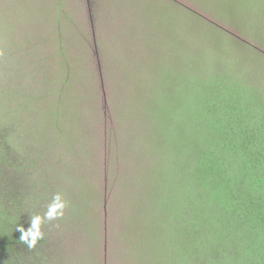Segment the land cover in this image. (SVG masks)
<instances>
[{
  "label": "rangeland",
  "instance_id": "rangeland-1",
  "mask_svg": "<svg viewBox=\"0 0 264 264\" xmlns=\"http://www.w3.org/2000/svg\"><path fill=\"white\" fill-rule=\"evenodd\" d=\"M224 101L264 127V0H0L1 231L66 203L21 264H249L235 231L191 226L222 208L190 171L191 111ZM221 144L243 192L249 154Z\"/></svg>",
  "mask_w": 264,
  "mask_h": 264
},
{
  "label": "trees",
  "instance_id": "trees-1",
  "mask_svg": "<svg viewBox=\"0 0 264 264\" xmlns=\"http://www.w3.org/2000/svg\"><path fill=\"white\" fill-rule=\"evenodd\" d=\"M223 103L224 104L220 105L223 116H219L216 109L201 115H195V113L191 111V120L189 123L191 122L192 127L197 130L198 135L193 137L195 146L194 153H192V160L194 161L195 168L190 169V171L192 176L195 177V181L198 182L199 180L200 184L210 189L209 194L211 198L215 199L218 204L222 206L219 213L216 215H212L211 211L209 214H206V211H204L203 214L200 212L197 213L191 226L198 232L201 230H214L220 237L232 236L230 231H235L233 235L240 237V241H236V243L239 244L241 242L240 247L236 248V252L243 254V256L246 255V259H249V264H264V149H261V142H263L264 145V127L260 126V129L253 128L251 114L249 116H243L245 113L242 114L241 111L237 110L234 104L231 107L230 102L224 101ZM202 119L210 120L214 124L206 128L200 121ZM238 121H243L248 127H241V125L238 127ZM165 128L166 127L163 128V135L172 132H166V130H164ZM189 128L191 127L182 124V126L179 127L181 132H178V135L181 134L182 131L191 130ZM177 131L176 128L175 134ZM216 137L219 138L222 143L220 148H224L229 144L226 148V152L233 151V146H231V144L236 141V149L240 150L238 155L243 153L249 154L247 157L240 158L247 159L245 166L250 162L254 170V172L246 171L242 173L246 175L244 176L247 186L245 191L241 192L238 190V187L242 185L240 181H233V179L238 177L237 175H231L230 179L227 178V175H218L221 170L219 162H222V159L218 157L212 148L213 140H215ZM198 141H200L199 145ZM239 145H241V148ZM248 149L253 152H250ZM231 159L234 158L229 157L226 160L230 163ZM36 160L38 161V158H36ZM197 184L199 185V183ZM247 192L249 194L245 195ZM244 197H246L248 201L243 204L242 199ZM254 199H259L260 203L254 204ZM45 201L48 207L49 201L47 199ZM47 207H45L46 211L48 209ZM31 208L32 206L29 205V209ZM35 210L36 208L30 215H32ZM1 214L4 213H0V264H2V258L7 252L11 255L8 257L11 261L21 264L23 250L31 255V252L36 250L35 247L39 246L41 240L38 241L34 248L28 251L29 248H26L27 245L20 241L21 233L19 231L15 238H11L9 235L4 234L7 231H1V227L4 224ZM210 217H213V221L216 223L215 226L208 223ZM237 221L240 222V227L233 229ZM20 226H23V228L27 230L30 224L29 226L26 225V227L20 222ZM206 227L207 229H205ZM206 231H203L205 232L203 233L204 235L209 234ZM170 237H173V235ZM10 248H12L13 251L10 250ZM6 261H8L7 258L3 259V264H6Z\"/></svg>",
  "mask_w": 264,
  "mask_h": 264
},
{
  "label": "clouds",
  "instance_id": "clouds-1",
  "mask_svg": "<svg viewBox=\"0 0 264 264\" xmlns=\"http://www.w3.org/2000/svg\"><path fill=\"white\" fill-rule=\"evenodd\" d=\"M65 207L66 203L63 201L61 195L59 193L54 195L52 203L48 205V209L43 217L39 215L32 216L30 218V227L27 230L23 226L17 227V230L21 233L20 241L26 244L29 249L34 248L38 241L43 239V233L41 231L43 221H52L62 217Z\"/></svg>",
  "mask_w": 264,
  "mask_h": 264
}]
</instances>
